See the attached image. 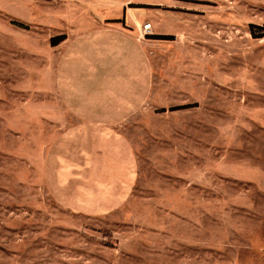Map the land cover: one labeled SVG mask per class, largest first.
Returning a JSON list of instances; mask_svg holds the SVG:
<instances>
[{
  "label": "rangeland",
  "instance_id": "rangeland-1",
  "mask_svg": "<svg viewBox=\"0 0 264 264\" xmlns=\"http://www.w3.org/2000/svg\"><path fill=\"white\" fill-rule=\"evenodd\" d=\"M132 1L128 21L172 38L149 46V100L122 129L131 191L84 212L50 183L73 123L50 40L82 6L0 0V264H264V0Z\"/></svg>",
  "mask_w": 264,
  "mask_h": 264
},
{
  "label": "crops",
  "instance_id": "crops-1",
  "mask_svg": "<svg viewBox=\"0 0 264 264\" xmlns=\"http://www.w3.org/2000/svg\"><path fill=\"white\" fill-rule=\"evenodd\" d=\"M75 1L82 6L76 24L50 45L59 51L55 92L62 108L57 111L68 122L73 119L55 143L71 155L56 157L63 167L54 170L50 183L65 201L77 198L79 211H108L114 207L107 206L124 202L134 183L136 162L122 129L149 100L150 36L163 33L152 23L144 33L141 25L148 20H127L132 0ZM114 5L118 13L109 11ZM99 7L108 11L99 13Z\"/></svg>",
  "mask_w": 264,
  "mask_h": 264
},
{
  "label": "trees",
  "instance_id": "trees-1",
  "mask_svg": "<svg viewBox=\"0 0 264 264\" xmlns=\"http://www.w3.org/2000/svg\"><path fill=\"white\" fill-rule=\"evenodd\" d=\"M150 38H153V39H171L172 37L170 35H164V34H156V35H151ZM64 39V36L62 35H59V36H56V37H52L51 40H50V44L52 46H55L57 45L60 41H62ZM188 105H181V106H178L174 109H180V108H184V107H187Z\"/></svg>",
  "mask_w": 264,
  "mask_h": 264
},
{
  "label": "built area",
  "instance_id": "built-area-1",
  "mask_svg": "<svg viewBox=\"0 0 264 264\" xmlns=\"http://www.w3.org/2000/svg\"><path fill=\"white\" fill-rule=\"evenodd\" d=\"M142 30L144 33H149L151 31V23L150 22L144 23Z\"/></svg>",
  "mask_w": 264,
  "mask_h": 264
}]
</instances>
